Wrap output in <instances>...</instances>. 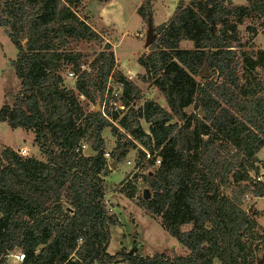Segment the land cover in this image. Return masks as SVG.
I'll use <instances>...</instances> for the list:
<instances>
[{"label":"trees","instance_id":"16d2710c","mask_svg":"<svg viewBox=\"0 0 264 264\" xmlns=\"http://www.w3.org/2000/svg\"><path fill=\"white\" fill-rule=\"evenodd\" d=\"M80 1L0 0V27L16 49L9 63L19 84L12 103L0 106V122L30 131L40 154L0 150V264L12 251L23 253L17 264H257L251 244L264 241V230H255L240 197L244 190L264 195V184L250 176L264 146V50L238 51L233 31L251 15L264 24V0H178L157 25L151 1L140 0L135 12L154 38L136 63L166 106L137 103L140 89L120 73L124 110L104 108L106 116L96 105L114 66L111 45L104 43L83 70L80 54L64 49L70 39L101 41L73 9ZM181 41L192 47L181 48ZM67 67L77 94L62 86ZM79 95L94 109L84 112ZM105 127L116 140L112 159L135 150L141 172L132 181L139 178L147 191L137 206L159 217L184 255L106 251L109 226L119 222L104 200ZM81 143L86 152L75 150ZM115 190L135 198L131 180Z\"/></svg>","mask_w":264,"mask_h":264},{"label":"rangeland","instance_id":"374dc122","mask_svg":"<svg viewBox=\"0 0 264 264\" xmlns=\"http://www.w3.org/2000/svg\"><path fill=\"white\" fill-rule=\"evenodd\" d=\"M109 1L111 2L107 4L108 2L100 0H81L77 7H73L75 12L85 18V22L99 33L101 41L70 39L64 49L78 52L80 62L87 67L92 64L93 58L102 49L103 44L109 43L114 57V66L108 77L111 88H118V74L121 73L140 89L142 99L136 101L137 103L143 99H152L165 107L163 97L157 89L149 82L141 80L140 75L143 73V69L136 63L138 56L148 51V47L143 46L145 23L135 12L140 0ZM150 1L153 14L152 22L157 25L169 18L178 0ZM182 1L186 5L191 0ZM230 1L235 4L244 3V0ZM233 34L235 38L233 45H236L238 51L252 53L256 50H264V24L256 15L243 19L239 25H236ZM180 47L189 49L192 44L190 41H181ZM15 54V47L7 38L3 28L0 27V106L11 104L14 95L19 90L18 80L9 63ZM68 70L71 69L67 67L60 71L62 86L77 94L73 87L75 77L67 76ZM195 78L200 80L198 76ZM78 102L84 112L94 109V106L83 96H78ZM185 112L187 114L193 112L192 105L186 107ZM141 126L147 131L146 123L141 121ZM101 134L104 142L103 152L109 153L116 142L115 136L110 127H105ZM31 136L30 132L20 128L11 129L5 122H0V150L3 147H10L19 152L21 148H24L26 150L24 156L35 154L37 148L31 143ZM134 158L135 150L131 149L121 161H116L113 168H109L107 165V171L103 176L106 183L104 200L119 222L109 226L110 237L106 251L109 254H114L121 249L127 252L134 250L141 256L153 253H164L169 257L184 255L185 247L165 231L159 217L151 216L137 206V196L146 190L141 186L139 178L132 181V176L141 172V167L134 165ZM255 159L258 170L257 172L250 171V176L254 181L264 184V146L256 152ZM112 160L109 156L108 162ZM257 177L259 178L257 179ZM124 180H131L136 186L135 198L129 199L115 190ZM240 199L241 208L251 214L256 222L255 230L261 233L264 230V195L253 197L249 190H244ZM181 228L187 229L189 225H183ZM251 246H255L254 258H260L257 264H261L264 241L256 240Z\"/></svg>","mask_w":264,"mask_h":264},{"label":"built area","instance_id":"2783aa9c","mask_svg":"<svg viewBox=\"0 0 264 264\" xmlns=\"http://www.w3.org/2000/svg\"><path fill=\"white\" fill-rule=\"evenodd\" d=\"M79 69L83 70V69H86V67L84 66L83 63H80ZM67 76L75 77V74L73 73L72 70H68ZM121 93H122L121 83L118 81V88L117 89L111 88L110 83L107 79L100 106L96 105V106H98L99 111H100L102 116H106L104 113L105 112L104 108H106L109 111H122V110H124V104L120 100ZM75 150H80L81 152H86V145L84 143H81L80 145H78L75 148ZM18 153H19V155L24 156L26 151H25V149L21 148ZM102 155L108 161L109 153L107 151H104L102 153ZM145 155H146V157H148L147 153ZM154 162H155V164H157L159 162V159L156 158ZM258 178L259 177H257V179ZM5 256H6V262L8 264L20 263L24 258L23 253L20 251L8 252Z\"/></svg>","mask_w":264,"mask_h":264},{"label":"water","instance_id":"95a60500","mask_svg":"<svg viewBox=\"0 0 264 264\" xmlns=\"http://www.w3.org/2000/svg\"><path fill=\"white\" fill-rule=\"evenodd\" d=\"M154 38V33L152 31V27L150 25V23H147L146 24V30H145V33H144V41H143V46L144 47H148L150 45V43L152 42ZM202 74V73H201ZM96 110H98V106H96ZM88 147L86 146V151H87ZM116 163V160L113 159L109 164V168H113L114 165ZM101 176H103V173L101 174ZM146 191H143V196L146 197Z\"/></svg>","mask_w":264,"mask_h":264},{"label":"crops","instance_id":"0c3cea01","mask_svg":"<svg viewBox=\"0 0 264 264\" xmlns=\"http://www.w3.org/2000/svg\"><path fill=\"white\" fill-rule=\"evenodd\" d=\"M108 3L107 4H109L111 1H107ZM140 18V17H139ZM99 34V33H98ZM24 131H27V132H30V131H28V130H24ZM31 133V132H30ZM31 139H32V136H31ZM24 149V148H23ZM26 151V150H25ZM28 156V155H27ZM31 156H34V157H36V158H40V154H39V151H38V149H37V151H36V153L34 154H31Z\"/></svg>","mask_w":264,"mask_h":264}]
</instances>
